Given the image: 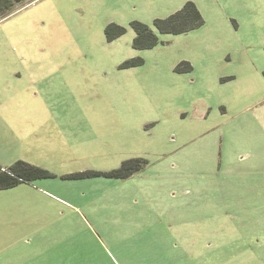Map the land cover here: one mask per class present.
<instances>
[{"label": "rangeland", "instance_id": "rangeland-1", "mask_svg": "<svg viewBox=\"0 0 264 264\" xmlns=\"http://www.w3.org/2000/svg\"><path fill=\"white\" fill-rule=\"evenodd\" d=\"M187 1L200 28L132 47L130 22L156 32ZM263 73L264 0L15 2L0 166L53 176L0 190V264H264Z\"/></svg>", "mask_w": 264, "mask_h": 264}, {"label": "trees", "instance_id": "trees-1", "mask_svg": "<svg viewBox=\"0 0 264 264\" xmlns=\"http://www.w3.org/2000/svg\"><path fill=\"white\" fill-rule=\"evenodd\" d=\"M19 0H0V17L11 9L15 2ZM156 32L148 25L138 21L130 22V27L134 31L132 47L138 50L153 48L159 41L157 34H182L200 28L204 24V19L192 1H187L179 9L169 14L165 18H156L152 22ZM126 29L118 24L110 23L104 29L107 41H112L121 36ZM140 61H132L128 66L140 64ZM182 64H179L175 71L181 72ZM187 71L192 68L187 63L185 67ZM264 74V73H263ZM147 163L145 159H128L121 162L117 169L105 173H92L93 175H105L115 178H127L135 172L140 171ZM89 174V173H88ZM86 174V175H88ZM47 170L24 162L22 160L15 161L8 168L0 166V190L14 187L23 182H30L35 179L51 177ZM83 176V175H76Z\"/></svg>", "mask_w": 264, "mask_h": 264}]
</instances>
